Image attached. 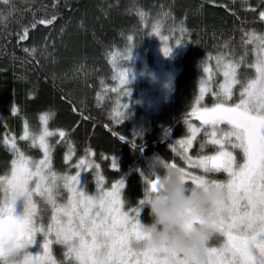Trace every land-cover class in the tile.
Masks as SVG:
<instances>
[{
	"label": "trees",
	"instance_id": "1",
	"mask_svg": "<svg viewBox=\"0 0 264 264\" xmlns=\"http://www.w3.org/2000/svg\"><path fill=\"white\" fill-rule=\"evenodd\" d=\"M260 11L262 0H0V177L11 175L17 159L5 138L15 137L20 152L36 162L44 157L37 138L47 132L51 171L81 176L91 196L122 181L124 212L131 217L137 209L139 223L150 224L141 201L159 159L203 175L189 169L183 156L215 154L217 146L208 143L211 126L193 111L221 99L228 64L239 65L240 81L229 104L237 103L241 88L256 78L250 65L264 56ZM25 28L27 38L20 39ZM166 48L171 49L167 56ZM163 60L170 82L165 98L156 101L146 80ZM143 92L151 107L143 103ZM25 125L29 136L21 139ZM190 125L198 131L184 153L180 141L191 138ZM234 155L241 159L239 150ZM208 176L227 177L223 172ZM40 209L45 223L50 216ZM222 239L210 246H221Z\"/></svg>",
	"mask_w": 264,
	"mask_h": 264
},
{
	"label": "snow or ice",
	"instance_id": "2",
	"mask_svg": "<svg viewBox=\"0 0 264 264\" xmlns=\"http://www.w3.org/2000/svg\"><path fill=\"white\" fill-rule=\"evenodd\" d=\"M259 17L264 20V11L259 12ZM3 19L0 16V20ZM39 22L52 23L51 20ZM27 32L25 28L20 39H26ZM261 44V52H264V40ZM170 52L171 49H164L165 56ZM250 66L255 67L257 75L241 88L238 103L229 104L228 101L232 98L233 86L240 83L236 77L239 65L228 64L223 73L226 79L221 86V99L211 108L196 109L192 113L202 124L211 126L208 143L217 146L215 154L199 155L195 160L183 156L189 169L197 168L204 174H194L176 164H169L178 168L192 186L212 185L224 192L218 228L222 244L207 248L206 264H264V56L258 57ZM205 71L209 69L205 67ZM121 76L123 83V74ZM205 91L202 86L201 94ZM48 118L47 113L41 115L45 124ZM219 125L228 127L224 129ZM189 127L191 138L180 141L184 153L192 147L198 131L191 125ZM47 135L50 133L45 132L37 138L45 156L38 163H32L20 152L15 137L3 141L17 159L12 162L11 175L0 177V190L6 195L4 202L0 203V241L15 237L34 244L37 234L43 235V254H26L22 264H57L50 250L53 241L49 237L53 234L55 242L67 247L68 257L76 264H165L155 254L140 252L134 246L133 242L141 238L137 219L139 211L133 209L131 217L122 211V181L113 184L111 191L100 190L95 197H89L76 187L78 176H65L63 186L70 195L66 203L57 204L54 189L58 177L55 172L46 171L51 167L49 145L45 140ZM59 135L63 137L65 133L60 131ZM28 136L25 125L21 139H28ZM32 146H36L35 142ZM234 150L241 153L239 161ZM112 166L115 168V163ZM220 172L226 174V180L218 181L208 176ZM33 178H36L35 188H30ZM145 183L149 184L150 190H156V181L146 179ZM34 194L45 197L53 208L47 228L36 223ZM145 202L142 200L141 205ZM17 207L22 209V214H14Z\"/></svg>",
	"mask_w": 264,
	"mask_h": 264
},
{
	"label": "clouds",
	"instance_id": "3",
	"mask_svg": "<svg viewBox=\"0 0 264 264\" xmlns=\"http://www.w3.org/2000/svg\"><path fill=\"white\" fill-rule=\"evenodd\" d=\"M145 204L151 223L140 224L141 238L134 241L140 252L155 254L165 264H206V250L220 233L219 207L224 192L212 185L192 186L178 168L159 159V169L147 178ZM33 246L26 239L0 241V264H22Z\"/></svg>",
	"mask_w": 264,
	"mask_h": 264
},
{
	"label": "rangeland",
	"instance_id": "4",
	"mask_svg": "<svg viewBox=\"0 0 264 264\" xmlns=\"http://www.w3.org/2000/svg\"><path fill=\"white\" fill-rule=\"evenodd\" d=\"M154 69H155V71L153 73L151 72L149 75V78L146 80V82H147L146 91L153 98H155L156 101H161L166 96V93H167L168 87H169V82H170V74H169L168 64H167L166 60H163V62H161L160 64L157 63ZM144 76H145V74H142L143 78H144ZM237 76H238V72L236 73V77ZM144 80H145V78H144ZM222 85H223V83H222ZM221 86H220V89L222 90ZM149 94L143 92L142 93V101L146 106L148 105L149 107H151L152 106L151 102L146 100V99H149ZM151 101H153L152 98H151ZM238 102L239 101H237V103ZM199 110H203V109H199ZM192 116H194V115H192ZM191 135H190V137H191ZM44 158H45V156L43 157V159ZM30 161L32 163H38L40 160L34 162L31 159ZM90 166H91V163L90 164L88 163V166L86 168L88 171L90 170L89 169ZM46 171L53 172L50 169H46ZM56 175H57L58 179L56 181L57 187L54 189V196H55V200H56L57 204H58V199H62L63 201H61L62 203L61 202L60 203L63 204V203H66L68 196L70 194L64 188L66 191L65 192L64 189L60 185V183L61 184L63 183V174L59 175L56 173ZM8 176H10V175H8ZM226 179H227V177H226ZM78 181H79V183L76 187L78 188L79 191H82L85 196L95 197L99 193V190L96 189L95 194L93 196H91L90 194H88L85 191V185L81 183V176H79V175H78ZM35 184H36V178H33V180L30 182L29 187L35 188ZM101 191H111V190H108L105 188V189H102ZM120 196H121V192H120ZM5 199H6L5 192L3 190H0V203H3ZM32 199L36 205L35 220H37V219L40 220L39 222L36 221L37 225L43 224L44 227L47 228V226L51 223V216L53 215V208H52L51 204H49L46 201L45 197H42L40 195L34 194ZM38 201H39V204H41L43 207L38 205ZM40 208H43L45 211L43 216H45L47 212H48V216H50V219H48L45 223H43L41 221L42 216H41V209ZM122 211L124 212L123 208H122ZM14 214H16V215L22 214V209L20 207H17V210ZM140 222L144 225V223L142 221H140ZM49 238L53 241V243L50 245L51 255L56 260L57 264H76V262L74 260H72L68 257L67 247L65 245L58 244L55 242L54 234ZM43 239H44L43 235L41 233H38L36 236V241L34 242L33 246L29 249L30 254H32L33 256L38 255V254H43V247H42ZM58 253H61V254H58Z\"/></svg>",
	"mask_w": 264,
	"mask_h": 264
}]
</instances>
